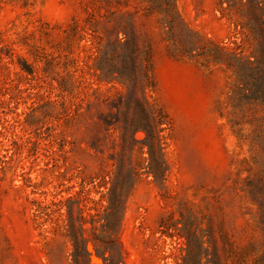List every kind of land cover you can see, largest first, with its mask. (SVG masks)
Segmentation results:
<instances>
[{
	"label": "rangeland",
	"instance_id": "rangeland-1",
	"mask_svg": "<svg viewBox=\"0 0 264 264\" xmlns=\"http://www.w3.org/2000/svg\"><path fill=\"white\" fill-rule=\"evenodd\" d=\"M146 5L0 0V264H264V102L233 97L222 61L256 50L248 10L175 0L168 27ZM118 30L147 50L161 178L148 172L142 130L122 150L136 107L95 65L98 47L123 41ZM121 153L120 203L105 225L90 214L108 205ZM80 212L89 256L74 262L67 221Z\"/></svg>",
	"mask_w": 264,
	"mask_h": 264
},
{
	"label": "trees",
	"instance_id": "trees-1",
	"mask_svg": "<svg viewBox=\"0 0 264 264\" xmlns=\"http://www.w3.org/2000/svg\"><path fill=\"white\" fill-rule=\"evenodd\" d=\"M111 1V0H106ZM146 9L150 12H157L162 15L166 26H171L174 15L176 16L175 0H145ZM240 3L248 10L249 22H245L243 27L249 28V32L257 43L256 50L250 56H244L234 51L226 52L225 59L222 60L229 68L234 71L235 83L232 88V96L241 102H264V0H240ZM254 22V23H253ZM123 41H107L98 47V58L96 68L105 78H115L125 85L127 93L132 96L135 104V111L132 124L120 125L122 128L121 148L125 150L132 145L134 140L130 135L142 130L144 137L140 140L141 149H146L148 153L147 168L154 178H161L166 170L163 159V146L160 140V120L149 101L144 96V89L148 81L147 75V50L134 42L124 30ZM202 54H207L203 51ZM253 57V58H252ZM138 95V92H142ZM129 103L124 102L122 106L129 109ZM124 112V113H125ZM123 122V117L118 116L115 123ZM117 169L113 178L110 179L111 187L106 192L108 205L103 208V212L90 214L91 220L104 219L106 224L119 206L118 195L122 190L121 168L127 165L123 153L115 158ZM145 160V159H143ZM134 170V169H133ZM61 202V201H59ZM84 216L80 212L76 217L69 215L67 221L68 235L72 241V256L74 262L89 256L87 250L88 239L82 236V221ZM103 259L106 258L103 256Z\"/></svg>",
	"mask_w": 264,
	"mask_h": 264
}]
</instances>
